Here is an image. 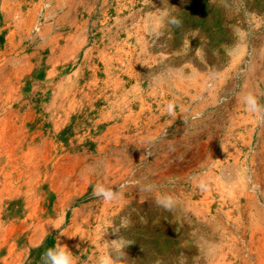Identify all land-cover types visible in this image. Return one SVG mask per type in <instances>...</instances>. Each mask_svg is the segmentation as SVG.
Instances as JSON below:
<instances>
[{
    "label": "rangeland",
    "instance_id": "rangeland-1",
    "mask_svg": "<svg viewBox=\"0 0 264 264\" xmlns=\"http://www.w3.org/2000/svg\"><path fill=\"white\" fill-rule=\"evenodd\" d=\"M1 58L0 264H264V0H0Z\"/></svg>",
    "mask_w": 264,
    "mask_h": 264
},
{
    "label": "bare ground",
    "instance_id": "bare-ground-1",
    "mask_svg": "<svg viewBox=\"0 0 264 264\" xmlns=\"http://www.w3.org/2000/svg\"><path fill=\"white\" fill-rule=\"evenodd\" d=\"M4 1V0H3ZM24 1V0H23ZM26 2H28V1H26ZM37 2V1H36ZM5 3V2H4ZM7 4V3H6ZM34 5V4H33ZM42 5V4H41ZM7 6V5H6ZM18 6V5H17ZM36 6V5H35ZM47 7V6H46ZM10 8V7H9ZM31 8V7H30ZM15 9V8H14ZM30 10H32V9H30ZM40 10V9H39ZM34 13V12H33ZM92 14V13H91ZM59 17V16H58ZM24 18V17H23ZM29 18V17H28ZM68 18V17H67ZM22 20V19H21ZM21 20H19V22L21 21ZM32 20V19H31ZM17 21H18V19H17ZM34 21V20H33ZM9 23V22H8ZM29 24V23H28ZM103 24V23H102ZM14 25H15V23H14ZM19 25V24H18ZM17 25V26H18ZM81 25V24H80ZM24 26V25H23ZM25 27V26H24ZM27 27V26H26ZM13 28V27H12ZM28 28H30V26L28 27ZM35 28V27H34ZM19 29V28H18ZM28 30V29H27ZM51 31V30H50ZM5 33V32H4ZM8 33V32H7ZM14 33V32H13ZM23 33V32H22ZM11 34V33H10ZM19 35V34H18ZM102 37V36H101ZM30 38V37H29ZM11 39V38H10ZM37 40V39H36ZM108 42V41H107ZM17 43H20V42H17ZM14 44V43H13ZM116 44V43H115ZM16 45H18V44H16ZM16 45H15V47H16ZM7 46V45H6ZM22 48V47H21ZM2 50V49H1ZM29 50V49H28ZM9 52V51H8ZM12 52V51H11ZM47 52V51H46ZM2 53V52H1ZM46 54V53H45ZM32 55V54H31ZM41 55V54H40ZM25 57V56H24ZM23 57V58H24ZM28 57V56H27ZM29 57H31L30 55H29ZM11 58V57H10ZM87 58V57H86ZM22 59V58H21ZM18 60V59H17ZM20 60V59H19ZM8 61H10V60H8ZM42 61V60H41ZM50 61H51V59H50ZM20 62V61H19ZM18 62V63H19ZM35 62V61H34ZM135 62V61H134ZM4 64H5V62H4V60H2V58H1V60H0V71L2 70L3 71V69H4ZM7 64V63H6ZM41 65V64H40ZM42 65H43V63H42ZM8 66V65H7ZM6 66V67H7ZM121 68V67H120ZM9 69V68H8ZM8 69H7V72L9 73V71H8ZM29 69V68H28ZM31 69V68H30ZM10 70V69H9ZM101 70V69H100ZM119 70V69H118ZM6 71V70H5ZM14 72V71H13ZM26 72H28V71H26ZM110 73H111V71H110ZM12 74H14V73H12ZM27 76V75H26ZM36 76V75H35ZM5 77V76H4ZM4 77H1L0 76V92H1V90H2V87H3V82L5 81V78ZM14 78H15V76H14ZM21 78V77H20ZM107 78V77H106ZM14 80V79H13ZM21 80V79H20ZM36 81V80H35ZM15 82V81H14ZM11 84V83H10ZM28 84V83H27ZM20 85V84H19ZM32 85V84H31ZM36 85V84H35ZM5 86V85H4ZM29 86V85H28ZM39 86V85H38ZM9 87H11V86H9ZM15 87V86H14ZM33 87V86H32ZM39 88V87H38ZM8 89V88H7ZM11 88H9L8 90H10ZM34 90H35V88H34ZM21 91V90H20ZM29 91V90H28ZM24 92V91H23ZM8 93V92H7ZM19 93V92H18ZM31 93V92H30ZM1 95H3V94H1ZM7 95V94H6ZM22 95V94H21ZM73 96V95H72ZM3 97V96H2ZM6 97V96H5ZM8 97V96H7ZM6 97V98H7ZM30 98V97H29ZM15 99V98H14ZM17 99H19V98H17ZM21 99V98H20ZM35 101V100H34ZM6 102V101H5ZM29 102V101H28ZM77 102V101H76ZM2 103V102H1ZM35 106V105H34ZM5 108V107H4ZM20 109H22V108H20ZM29 109V108H28ZM27 109V110H28ZM36 109V108H35ZM1 111V110H0ZM12 112V111H11ZM6 113V112H5ZM36 113V112H35ZM38 114V113H37ZM3 115V114H2ZM40 115V114H39ZM25 116V115H24ZM32 116V115H31ZM30 116V117H31ZM38 117V116H37ZM36 117V118H37ZM130 117V116H129ZM18 120V115L17 114H15V112L13 113V114H5V115H3V117L2 118H0V150H1V154L3 153L4 155L6 154V156L8 155V160H9V162H8V164L9 163H13L14 161H13V159H11V157L14 155L13 154V152H15L16 150H18V148H19V146H21L20 145V142H19V138H20V136H21V126H17V124H16V121ZM38 121H40L39 119H38ZM26 122V121H25ZM39 130H41V129H39ZM27 132V131H26ZM24 134H26V133H24ZM40 135V134H39ZM23 138H25V137H23ZM31 139V138H30ZM37 139V138H36ZM35 139V140H36ZM131 139V138H130ZM44 140V139H43ZM38 141V140H37ZM30 143H32V142H30ZM42 144V143H41ZM40 147V146H39ZM27 148V147H26ZM31 148H33V146L31 147ZM207 149V148H206ZM26 150V149H25ZM32 150V149H31ZM42 150V149H41ZM26 153V152H25ZM33 153H34V151H33ZM24 154V153H23ZM34 154H36V152L34 153ZM25 156V155H24ZM30 156V155H29ZM35 157V156H34ZM34 157H31V158H34ZM37 157V156H36ZM17 156L15 155L14 156V159L17 161ZM20 158V157H19ZM29 158V157H28ZM27 159V158H26ZM39 160V159H38ZM7 162V161H6ZM38 163V162H37ZM104 163V162H103ZM39 164H40V162H39ZM7 165V164H6ZM15 165H18V164H15ZM13 166V165H12ZM14 169V168H13ZM49 170V169H48ZM47 172V171H46ZM45 172V173H46ZM48 173V172H47ZM10 174H8V175H5V177L7 178V177H9L10 178V176H9ZM21 175V174H20ZM47 175V174H46ZM12 176V175H11ZM21 178V177H20ZM37 180V179H36ZM55 185V184H54ZM53 211V210H52ZM79 215V214H78ZM42 216V215H41ZM13 217V216H12ZM81 218H82V216H81ZM83 219V218H82ZM86 220V219H85ZM38 222V221H37ZM45 223V222H44ZM50 223V222H49ZM81 223V222H80ZM79 223V224H80ZM75 224V223H74ZM87 224V223H86ZM71 227V226H70ZM86 227V226H85ZM84 227V228H85ZM13 230V229H12ZM44 231H45V228L43 229ZM42 230V231H43ZM10 231V230H9ZM74 231V230H73ZM76 231V230H75ZM39 232V231H38ZM37 233V232H36ZM84 233V232H83ZM35 235V234H34ZM61 235H63V234H61ZM254 235V234H253ZM39 237V236H38ZM81 238V237H80ZM38 239V238H37ZM93 240V239H92ZM59 241V240H58ZM62 241V240H61ZM97 247V246H96ZM61 248V247H60ZM82 248V247H81ZM84 251V250H83ZM88 252V251H87ZM84 254V253H83ZM91 254V253H90ZM80 257V256H79ZM114 264V263H113Z\"/></svg>",
    "mask_w": 264,
    "mask_h": 264
},
{
    "label": "clouds",
    "instance_id": "clouds-1",
    "mask_svg": "<svg viewBox=\"0 0 264 264\" xmlns=\"http://www.w3.org/2000/svg\"><path fill=\"white\" fill-rule=\"evenodd\" d=\"M249 103L251 104L252 101L249 100ZM94 195L108 200L111 199L112 193L105 190L102 186H97V188L94 189ZM46 257L50 264H72L70 256L62 250L49 249L46 252Z\"/></svg>",
    "mask_w": 264,
    "mask_h": 264
}]
</instances>
